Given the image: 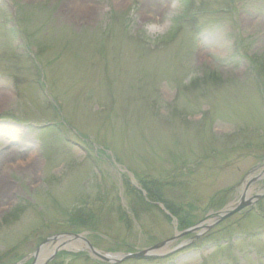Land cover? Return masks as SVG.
<instances>
[{
  "label": "rangeland",
  "instance_id": "obj_1",
  "mask_svg": "<svg viewBox=\"0 0 264 264\" xmlns=\"http://www.w3.org/2000/svg\"><path fill=\"white\" fill-rule=\"evenodd\" d=\"M263 86L264 0H0V264H264Z\"/></svg>",
  "mask_w": 264,
  "mask_h": 264
},
{
  "label": "water",
  "instance_id": "obj_2",
  "mask_svg": "<svg viewBox=\"0 0 264 264\" xmlns=\"http://www.w3.org/2000/svg\"><path fill=\"white\" fill-rule=\"evenodd\" d=\"M248 204L246 202L241 203L236 207V209H234V211H226L224 213H222L221 215H218V217L221 219V220H224L230 216H232L233 214L235 213H238L240 212L244 207H246ZM202 228V225H199L197 227H195L194 229H192L191 231L189 232H194L196 231L197 229H200ZM211 228V226H207L205 228V230H209ZM188 232L184 233L182 236L184 235H187ZM77 239H81V237H75ZM177 238L173 239L172 241H175ZM172 241H169V242H166V243H162L160 245H157L155 246L154 248H151L147 251H143L141 253H137V254H129V255H124V256H117L119 258H115L114 261L116 262H121V261H124V260H128V259H145V258H149V257H152V253L153 252H157L159 249L163 248L164 246H167L170 242ZM88 246H89V249L91 251L92 254H94L95 256L99 257V258H102L104 261L106 262H110V260H112L110 257H107V256H104L102 254H99L91 245L89 242H87ZM61 248H58L56 251H59Z\"/></svg>",
  "mask_w": 264,
  "mask_h": 264
},
{
  "label": "bare ground",
  "instance_id": "obj_3",
  "mask_svg": "<svg viewBox=\"0 0 264 264\" xmlns=\"http://www.w3.org/2000/svg\"><path fill=\"white\" fill-rule=\"evenodd\" d=\"M32 158H35V156L33 155ZM30 159H31V158H30ZM73 247L76 248V249H77V248H83L82 246L80 247V246H77V245L71 246L70 248L73 249Z\"/></svg>",
  "mask_w": 264,
  "mask_h": 264
}]
</instances>
